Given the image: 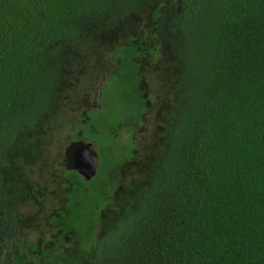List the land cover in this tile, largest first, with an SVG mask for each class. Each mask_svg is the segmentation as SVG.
<instances>
[{
    "label": "trees",
    "instance_id": "trees-1",
    "mask_svg": "<svg viewBox=\"0 0 264 264\" xmlns=\"http://www.w3.org/2000/svg\"><path fill=\"white\" fill-rule=\"evenodd\" d=\"M71 72L130 127L156 78L152 129L100 184L62 168L25 201ZM0 264H264V0H0Z\"/></svg>",
    "mask_w": 264,
    "mask_h": 264
},
{
    "label": "flooded vegetation",
    "instance_id": "flooded-vegetation-1",
    "mask_svg": "<svg viewBox=\"0 0 264 264\" xmlns=\"http://www.w3.org/2000/svg\"><path fill=\"white\" fill-rule=\"evenodd\" d=\"M71 76L73 77L72 85L75 88L74 95L71 97L70 94L67 93L65 98H63L64 102L62 107H59L58 109L60 114L57 116V121L62 117H64L65 120H61L58 125L61 130L55 133V141H53L54 146H51L48 150L53 153L51 156L54 157L52 166L48 167L50 175L52 177L56 176V184L59 186L66 184L67 190L71 189L72 185L68 178L63 176L62 168L79 173L75 168L76 160L79 156V152L86 143L94 144L98 160L97 172L89 179V181H92L93 183L99 182L100 184L104 177L107 175H113L112 172L115 166L112 164H115L119 158L125 159L129 151L128 148H130V144L127 146L121 144L122 142H125L123 139L124 136L128 135V137L132 136L140 139L144 133L143 131L147 130L143 124L147 121L150 123L153 122L152 114L154 111L152 112V109L155 105L152 103L153 101L151 97L152 94L157 91V88L151 84V80L147 81V79H145L146 76L138 82L137 89L144 100V109L140 114L141 122L135 123L133 127H130L128 126V123L129 125H132V112L130 108L124 104L122 99L120 101V94L117 93L116 95H111L109 91L106 93V88L110 86L108 81L105 86L103 83H100L102 82L101 79L105 78V76H102L101 79H99L98 90L92 83H84L82 81L84 75H77L75 72H71ZM89 79L91 80V77ZM105 99L107 103L113 105L114 108L116 104L118 105L117 116L120 120H117V117L111 118L108 116H98L100 113L97 109L100 110L103 107ZM48 133L51 134V132ZM85 138L90 141H86ZM106 142H108V144ZM96 143L98 144L96 145ZM101 143H105L106 146H103ZM108 151H111V155L107 154ZM55 164H58V167L60 168L54 167ZM39 168L44 169L41 167ZM101 172L104 174L102 175ZM81 177L84 178L82 175ZM34 184L39 186L40 182L38 184V181L32 180L29 189L30 196L24 197V200H50L46 197L34 196L38 193ZM61 192H65V189L61 188L60 193ZM56 197L58 200L63 199V195L60 194H53L51 199H56Z\"/></svg>",
    "mask_w": 264,
    "mask_h": 264
},
{
    "label": "rangeland",
    "instance_id": "rangeland-1",
    "mask_svg": "<svg viewBox=\"0 0 264 264\" xmlns=\"http://www.w3.org/2000/svg\"><path fill=\"white\" fill-rule=\"evenodd\" d=\"M92 69H91V71H90V74L91 75H94L98 70L97 69H99L100 68V66L102 65V63L100 64V63H97V62H93L92 63ZM149 67H151V66H149V65H146V68H149ZM154 71H155V68H154ZM89 74V75H90ZM102 77V76H101ZM101 77H100V79H101ZM152 77L153 78H155V75L153 74L152 75ZM146 78H147V81H148V78H149V75L147 74L146 75ZM108 77H106V75H105V78H103V79H101V81L102 82H100L99 80H94V81H96L95 82V86H96V88H97V90L99 89V86H98V82H100V83H103V85L105 86L106 85V83H107V81H108ZM158 79L160 80V78L158 77ZM161 79H163V76H161ZM82 81L84 82V83H87L88 82V76H86V75H84L83 76V79H82ZM156 81V80H155ZM156 83H157V81H156ZM156 83H153L152 81H151V84L153 85V86H156ZM110 87V86H109ZM111 88H106V93L110 90ZM115 108H116V110H115ZM115 108H114V106L113 105H110V104H108L107 103V101H106V99L104 100V102H103V107L99 110V109H97L98 111H99V113H100V115H98V116H108V117H111V118H116L117 117V120H120V118L117 116L118 115V105L116 104V106H115ZM61 120H65V118L64 117H62V118H59L58 119V124L57 125H59L60 124V122H61ZM144 126H145V128L147 129V130H144L143 132H146V133H148V131L150 130V129H152V126H153V124L152 123H150L149 121H147V122H145L144 124H143ZM127 135V134H126ZM122 138V137H121ZM124 141L125 142H122L121 144H125V146H127L129 143H130V141H131V136H129L128 137V135L127 136H124ZM85 140L86 141H90V140H88L87 138H85ZM107 144H108V142H106ZM98 143H96V145H97ZM103 146H106V144L105 143H101ZM124 152V151H123ZM48 158H49V160L50 161H52V160H54V157L53 156H51V155H48ZM101 159H102V157H101ZM101 162V161H100ZM37 166H43L41 163H39L38 165H36L35 167L36 168H38V169H40L39 167H37ZM34 168V167H33ZM102 170V169H101ZM101 174L103 175L104 173H102L101 172ZM48 177H50V178H52V176L50 175V170H42L41 172H38V171H35V172H33L32 173V178H33V180H36V181H38V182H40V184L43 186V185H46V183H47V178ZM37 206H35V205H26L25 207H24V211L26 212V213H29V214H32V213H34V212H36L37 211ZM45 209L47 210V211H51V209H52V203H51V201H48V202H46V204H45ZM38 215V214H37Z\"/></svg>",
    "mask_w": 264,
    "mask_h": 264
},
{
    "label": "water",
    "instance_id": "water-1",
    "mask_svg": "<svg viewBox=\"0 0 264 264\" xmlns=\"http://www.w3.org/2000/svg\"><path fill=\"white\" fill-rule=\"evenodd\" d=\"M83 147V146H82ZM75 168L87 180L93 177L98 168L97 151L93 143H86L79 152Z\"/></svg>",
    "mask_w": 264,
    "mask_h": 264
}]
</instances>
